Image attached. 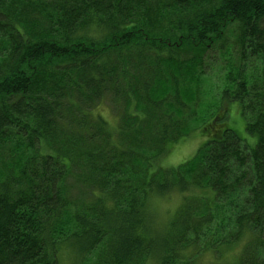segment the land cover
Masks as SVG:
<instances>
[{"label": "trees", "instance_id": "obj_1", "mask_svg": "<svg viewBox=\"0 0 264 264\" xmlns=\"http://www.w3.org/2000/svg\"><path fill=\"white\" fill-rule=\"evenodd\" d=\"M210 1L0 0V264H62L65 251L72 264H264V0ZM233 24L236 63L223 42ZM214 44L221 98L247 137L220 108L195 155L163 167L202 113ZM100 103L124 104L113 132ZM83 106L95 120L76 125ZM172 191L186 199L159 229L149 196Z\"/></svg>", "mask_w": 264, "mask_h": 264}, {"label": "rangeland", "instance_id": "obj_2", "mask_svg": "<svg viewBox=\"0 0 264 264\" xmlns=\"http://www.w3.org/2000/svg\"><path fill=\"white\" fill-rule=\"evenodd\" d=\"M214 4H215V0L214 1L211 0L208 6H212ZM190 9L194 10V6L191 5V8L187 9V11ZM227 31L228 32L225 34V40H223V42H225L226 46L230 47L231 52H232L231 58L233 62L236 63L237 61L236 57H238V50H239L237 47L236 41H237V36L239 34V29L236 24H233L228 28ZM215 45L216 44H214L211 48L206 50L205 53L201 56V60H203L205 65H208V64L211 65V69L209 68L208 69L209 71L207 70L208 77L202 76L203 80L205 81L204 82L205 86L207 82V85L209 88L208 96L202 103V113L198 118L193 117L190 122L185 121L182 123V125L185 126L184 127L185 129L187 128L188 130H191L193 128L194 129L191 130L190 133H188L187 135L186 133H184L183 136H182V131L184 129H180L179 134L175 135L173 137V141L172 142L170 141L168 143L169 148L167 149V151L157 159L158 164L163 167H166V168L175 167L180 163L188 161L195 155V153L197 152L199 147L203 144V142L207 140V137H204L202 135V130L200 129L201 123H204V121H207L211 116H213V112H218L220 108H228L227 109L228 124L232 126L235 129V131L238 132L241 136L247 137V134L245 131V121H244L243 116L240 113V108L238 104L235 102H231V104H229L228 106V104L225 101H223L221 98V89L217 83H218L219 78H222L223 75L227 72V70L224 69L222 65L220 64L221 60L223 61L220 52H223V51H221L222 49L221 50L218 49V46H215ZM211 56H214L213 62L215 64H219L220 69L217 66L213 65V63L210 60ZM105 105L103 106V103L98 104V106L94 107V112L96 114H101L107 119L108 124H106V130L107 132L110 133L118 129L119 126L123 124V121H125L123 119V116L125 115L124 104L122 103V104H119L118 106V110L120 111L118 115H121L122 119L119 120L118 125L116 127L115 125L117 122V118L115 119L113 117H115V115L118 113L117 112L118 110L111 111V108L106 107ZM90 108L91 107H85V106L82 107V114H77V117L74 120L76 125L83 122L84 120H87V121L90 120V123L94 122L95 120L94 118L96 117V114L91 112ZM194 110L195 111L197 110V106L191 107L190 105L189 114H194L192 113L194 112ZM141 114H146V111L142 112ZM136 146L139 149L147 150V147H149V144L142 141V142H137ZM109 177L111 178L112 176H109ZM80 188L85 189V186L80 185ZM87 190L88 189H85V192ZM156 196H159L162 198L161 203L160 204L152 203L151 202L152 197L149 196L148 208L152 212V216L154 219V225L160 229L164 227L165 223H168L170 222V220H172L175 212L179 209L183 200H185L186 198H184L183 194L178 191H172L165 195H161V196L156 195ZM200 196H201V193H199V191H196V193L195 191L190 192V195L188 194L187 196L189 197L188 202H190L191 205L196 204L197 206H200L198 210L195 207V205H193L194 208L198 210L197 211L198 214L201 213V211H206L205 209H203L202 200ZM220 219L221 218L218 215H216L214 218L212 217V225L209 227L210 232L213 231L214 233H216L217 227L220 226L221 224ZM73 227L74 226H72L71 229H73ZM238 250L239 248L229 251L228 255L234 256L236 254H239L240 251L238 252ZM212 260H213V257L211 255H206L204 257L202 256L199 260V264H209L212 262ZM61 263L62 264H72V259L68 251H65L63 256L61 257Z\"/></svg>", "mask_w": 264, "mask_h": 264}, {"label": "clouds", "instance_id": "obj_3", "mask_svg": "<svg viewBox=\"0 0 264 264\" xmlns=\"http://www.w3.org/2000/svg\"><path fill=\"white\" fill-rule=\"evenodd\" d=\"M89 34H90L93 38H99V35H100V33H99L98 31H95V30L92 31V32H90ZM161 201H162V198L159 197V196H153V197L151 198V202L154 203V204H160Z\"/></svg>", "mask_w": 264, "mask_h": 264}]
</instances>
